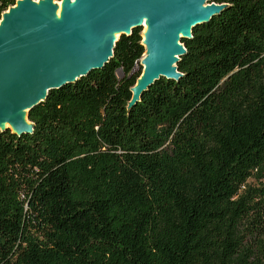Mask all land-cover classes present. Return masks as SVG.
Listing matches in <instances>:
<instances>
[{"label":"trees","instance_id":"obj_1","mask_svg":"<svg viewBox=\"0 0 264 264\" xmlns=\"http://www.w3.org/2000/svg\"><path fill=\"white\" fill-rule=\"evenodd\" d=\"M212 2L176 78L132 100L137 27L0 129V264H264V0Z\"/></svg>","mask_w":264,"mask_h":264},{"label":"water","instance_id":"obj_2","mask_svg":"<svg viewBox=\"0 0 264 264\" xmlns=\"http://www.w3.org/2000/svg\"><path fill=\"white\" fill-rule=\"evenodd\" d=\"M34 1H16L18 9L0 29V129L17 134L30 131L27 114L50 90L101 68L115 41L146 21L150 30L142 43L149 55L139 61L142 73L132 100L158 79L176 78L181 39L220 8L212 0H64L58 23L57 5L50 2L59 1L38 9Z\"/></svg>","mask_w":264,"mask_h":264},{"label":"bare ground","instance_id":"obj_3","mask_svg":"<svg viewBox=\"0 0 264 264\" xmlns=\"http://www.w3.org/2000/svg\"><path fill=\"white\" fill-rule=\"evenodd\" d=\"M20 1V0H18ZM48 0H36L33 2V5L36 7V9L39 8V6L45 4ZM76 0H71L72 4L75 3ZM57 4H55L54 2H50V4L52 6H56L57 5V9L55 10V13H54V17H55V20L58 22V23H61V14H62V8H63V4H64V0L60 1V2H56ZM209 7V6H208ZM18 9V6H14L13 8L11 9H8L6 12H4L2 14V18L0 20V29L3 27V23L5 21V17L6 16H10L11 12L13 10H17ZM148 22H144V30H143V33H144V37H143V40H145V36L147 35V32L150 30V27L148 26L147 24ZM114 37L117 36V34H112ZM184 48V47H183ZM148 55H149V48L146 49V52L144 54V56L142 57L141 61L144 62L147 58H148ZM24 119H25V116L23 115ZM8 126V125H7Z\"/></svg>","mask_w":264,"mask_h":264},{"label":"rangeland","instance_id":"obj_4","mask_svg":"<svg viewBox=\"0 0 264 264\" xmlns=\"http://www.w3.org/2000/svg\"><path fill=\"white\" fill-rule=\"evenodd\" d=\"M52 2H53V1H52ZM54 3L57 4L56 2H54ZM210 5H212V3H209V4H206V3H205V4H204V7H207V6H210ZM14 6H17V3H16ZM14 6H13V7H14ZM13 7H11V8H13ZM142 28H143V30H144V27H142Z\"/></svg>","mask_w":264,"mask_h":264}]
</instances>
